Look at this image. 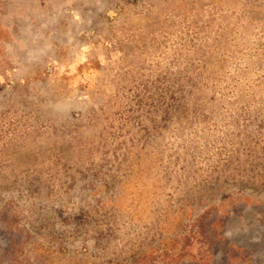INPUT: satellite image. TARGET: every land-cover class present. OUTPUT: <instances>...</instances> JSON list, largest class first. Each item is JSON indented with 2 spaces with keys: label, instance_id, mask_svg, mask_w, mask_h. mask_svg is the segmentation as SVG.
I'll return each mask as SVG.
<instances>
[{
  "label": "rangeland",
  "instance_id": "rangeland-1",
  "mask_svg": "<svg viewBox=\"0 0 264 264\" xmlns=\"http://www.w3.org/2000/svg\"><path fill=\"white\" fill-rule=\"evenodd\" d=\"M0 264H264V0H0Z\"/></svg>",
  "mask_w": 264,
  "mask_h": 264
}]
</instances>
